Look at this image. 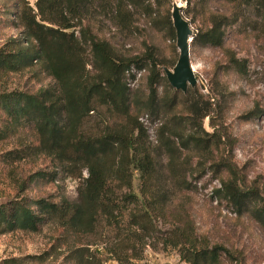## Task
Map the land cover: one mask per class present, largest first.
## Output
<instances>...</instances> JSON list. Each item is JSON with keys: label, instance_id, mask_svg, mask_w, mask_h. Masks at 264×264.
Wrapping results in <instances>:
<instances>
[{"label": "rangeland", "instance_id": "obj_1", "mask_svg": "<svg viewBox=\"0 0 264 264\" xmlns=\"http://www.w3.org/2000/svg\"><path fill=\"white\" fill-rule=\"evenodd\" d=\"M37 1L29 0L32 7ZM257 1L149 0L142 8L125 6L123 17L117 19L115 0H86L76 32L88 29L96 38L107 41L116 56L143 60V70L133 66L126 76L131 113L140 121L145 119L141 123L147 129L148 150L157 171L150 191L143 187L136 172L132 191L141 198L139 209L150 199L160 206L154 214L157 231L145 237L126 222L120 231L102 224L91 236H75L53 224L42 226L36 233L17 230L0 236V264H64L71 250L80 247L88 248L90 258L100 264H120V259L130 264H188L180 247L164 245L174 233L186 236L188 247L209 251L219 247L217 264H264V219L257 211H264V23ZM174 6L181 8L194 35L209 28L213 17L229 20L221 48L191 46V64L198 83L184 95L188 104L209 108L222 141L233 144L232 160L245 184L258 195L247 212L239 213L216 195L227 173L218 172L211 162L202 171L196 158L187 157L188 190L175 188L169 176L168 155L158 141V130L168 118L167 108L162 105L175 101L169 117L192 119L187 103L176 96L178 91L165 74V69L174 70L180 56L176 37L169 28L170 22L173 26ZM18 12L19 0H0V50L11 48L8 45L14 40H22L24 28L18 21ZM232 56L244 62L245 72L231 63ZM152 62L158 65L161 78L156 85L157 107L147 110ZM88 70L93 78L91 65ZM57 87L55 80L37 65L19 73L0 72V93L37 95L48 89L56 92ZM99 111L89 116L85 133L96 134L114 127L115 120L106 109ZM203 124L207 132L213 133L209 119ZM0 134L5 135L0 138V205L21 200L32 204L41 200L56 204L78 201L88 178L86 170L77 166L56 168L50 158L26 152L28 147L38 146L32 124L23 121L15 126L1 110ZM16 151L22 152L25 159L12 161L7 154ZM222 155L223 149L219 156ZM38 173L45 176L36 178ZM123 239L128 241L127 249H121ZM39 257L44 261L37 260Z\"/></svg>", "mask_w": 264, "mask_h": 264}, {"label": "trees", "instance_id": "obj_2", "mask_svg": "<svg viewBox=\"0 0 264 264\" xmlns=\"http://www.w3.org/2000/svg\"><path fill=\"white\" fill-rule=\"evenodd\" d=\"M115 1L116 16L121 19L125 6L142 8L149 0ZM198 1L252 3L254 0ZM85 2L38 0L32 7L29 0H19L17 17L24 28L22 40H14L8 45L11 48L0 50V72L19 73L37 65L58 86L56 92L48 89L37 95L0 93V110L9 116L13 125L18 126L25 121L32 124L37 134L38 146L28 147L26 152L35 151L50 158L56 168L77 166L88 173L76 203L64 201L56 204L41 200L32 204L21 200L0 205V236L17 230L36 233L49 224L75 236H91L102 224L120 231L124 222L136 227L145 237L157 231L154 214L160 206L157 207L154 199H150L139 209L141 198L132 191L136 172L143 187L150 191L157 171L148 150L147 129L139 117L131 113V90L126 76L133 66L143 70V60L116 56L107 41L96 38L88 29L79 30V36L76 31L80 27L78 23ZM257 4L264 23V0H258ZM228 25L227 18L213 17L209 28L195 33L192 48H221ZM169 28L175 39L171 22ZM231 63L242 72L246 71L244 62L234 56ZM90 65L95 71L93 78L89 77ZM157 69L158 65L152 62L147 110H154L158 103L156 85L161 75ZM176 96L187 103L192 119L169 117L175 101L162 105L167 108L165 115L168 118L158 130V141L168 155L167 169L172 184L179 190L189 189L188 156L199 161L197 167L200 170L211 162V167L215 166L218 172L227 173V180H221L216 195L239 213L247 212L258 195L253 187L245 184L240 169L232 160L233 144L222 141V134L212 124L214 117L209 108L199 109L197 105L188 104V97L184 94L177 92ZM101 108H105L115 120L114 127L96 134L85 133L83 129L89 116L100 113ZM206 119H209L213 133L205 130L203 123ZM0 135V138H5L4 134ZM7 155L12 161L26 157L20 151ZM44 176L38 173L35 177ZM257 211L264 219V211ZM127 243L123 239L121 249H127ZM189 243V239L179 233L164 241L165 247H180L182 258L188 264L218 263L219 247L212 251L198 250L194 246L188 247ZM90 255L88 248L73 249L64 264H100ZM42 259L39 257L37 260ZM120 261V264H130Z\"/></svg>", "mask_w": 264, "mask_h": 264}, {"label": "water", "instance_id": "obj_3", "mask_svg": "<svg viewBox=\"0 0 264 264\" xmlns=\"http://www.w3.org/2000/svg\"><path fill=\"white\" fill-rule=\"evenodd\" d=\"M172 22L180 56L174 70L165 69V74L169 84L176 91L187 94L189 87L195 88L198 83L191 64V46L194 33L188 21L183 17L181 8L177 6L173 7Z\"/></svg>", "mask_w": 264, "mask_h": 264}, {"label": "built area", "instance_id": "obj_4", "mask_svg": "<svg viewBox=\"0 0 264 264\" xmlns=\"http://www.w3.org/2000/svg\"><path fill=\"white\" fill-rule=\"evenodd\" d=\"M145 121V119L141 120V122Z\"/></svg>", "mask_w": 264, "mask_h": 264}, {"label": "clouds", "instance_id": "obj_5", "mask_svg": "<svg viewBox=\"0 0 264 264\" xmlns=\"http://www.w3.org/2000/svg\"><path fill=\"white\" fill-rule=\"evenodd\" d=\"M177 260H179V257L177 256Z\"/></svg>", "mask_w": 264, "mask_h": 264}]
</instances>
